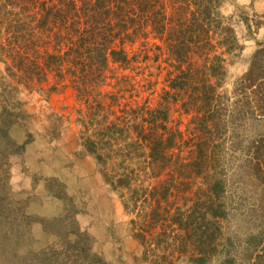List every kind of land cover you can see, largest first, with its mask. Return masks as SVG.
Here are the masks:
<instances>
[{
  "label": "trees",
  "instance_id": "obj_1",
  "mask_svg": "<svg viewBox=\"0 0 264 264\" xmlns=\"http://www.w3.org/2000/svg\"><path fill=\"white\" fill-rule=\"evenodd\" d=\"M223 1L5 0L33 20L9 39L12 66L27 82L53 74L86 94L111 65L134 68L139 56L144 68L162 71V58L172 68L161 109H130L136 145L147 150L158 179L143 191L154 203L151 221L145 215L132 228L142 260L152 264H178L180 255L192 264H264V41L226 88L230 57L241 47L223 20ZM40 33L53 38L52 52H40ZM137 37L144 38L140 50H128ZM175 107L189 117L185 131L168 126ZM88 149L105 162L92 140ZM177 176L184 210L171 200L181 187Z\"/></svg>",
  "mask_w": 264,
  "mask_h": 264
},
{
  "label": "rangeland",
  "instance_id": "obj_2",
  "mask_svg": "<svg viewBox=\"0 0 264 264\" xmlns=\"http://www.w3.org/2000/svg\"><path fill=\"white\" fill-rule=\"evenodd\" d=\"M220 10L241 47L230 57V88L264 41V0H224ZM27 15L0 0V264H152L142 260L144 249L132 228L144 224L145 215L151 221L154 203L143 191L158 179L147 150L136 145L130 109L140 115L161 109L172 68L163 58L162 71L157 65L144 68L139 56L134 68L111 65L86 94L53 74L27 82L9 55L11 34L33 21ZM142 41L137 37L126 48L140 50ZM35 42L41 53L53 51L52 37L40 33ZM177 109L168 126L185 131L189 117ZM91 140L105 162L89 151ZM177 177L181 187L171 200L184 210L185 190ZM164 207L175 214L173 206ZM177 263L192 264L182 255Z\"/></svg>",
  "mask_w": 264,
  "mask_h": 264
}]
</instances>
